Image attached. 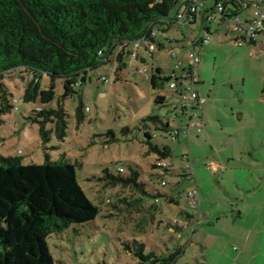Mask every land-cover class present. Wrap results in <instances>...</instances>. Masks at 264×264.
Listing matches in <instances>:
<instances>
[{"label":"rangeland","instance_id":"374dc122","mask_svg":"<svg viewBox=\"0 0 264 264\" xmlns=\"http://www.w3.org/2000/svg\"><path fill=\"white\" fill-rule=\"evenodd\" d=\"M177 8L171 14H175ZM200 29L201 18L192 34L199 33ZM183 30L184 33L172 27L162 33L159 40L170 35L182 40L183 34L190 32L188 27ZM211 37L210 43L200 50L201 61L196 69L202 83L198 89L207 98L202 110L206 126L202 132L190 128L189 147L183 136L178 141L171 140L159 124L150 119L159 116L165 122L174 113L177 97L167 85L154 89L147 75L161 67L163 77H167L180 61L185 63L187 52L179 47L166 44L160 49L156 45L152 52L142 45L138 51L140 57L133 62L129 53L133 47H126L120 61L118 55L122 46L117 45L109 53L107 62L90 70L86 82L64 100L68 128L63 139L54 130V123H49L47 128H53L51 137L44 141L40 123L31 118L36 110L58 106L64 94L63 79L52 81L49 74H43L41 88L47 90L54 82L56 92L51 103L43 104L40 100L23 99L26 83L34 77L28 68L18 66L3 73L0 81L12 93L10 100L14 108L0 116V156H20L23 163L28 164L43 163L46 154L52 160L67 154L77 164L81 186L101 209L95 219L73 223L64 232L48 238L56 264H161L160 259L169 257L177 249L184 252L173 264H227L225 259L219 261L223 245L218 244L215 250L207 245V249L202 247L201 237L204 235L209 243L210 236L201 229L210 222H217L216 206L226 210L223 223L233 225L234 220H239V211L244 202L247 204V198L251 199L247 212L262 203L257 191L264 185L255 186L252 173L239 171V168L250 167L247 162L251 154L260 155L258 146L264 138V44L239 45L222 27ZM260 39L264 43V36ZM103 76L108 77L107 82L103 81ZM157 95L166 96L165 104L155 101ZM80 103L84 111L81 122L77 116ZM181 118L178 117V123L184 120ZM146 131L156 135L151 140L153 144L169 145L172 155L159 158L150 151ZM212 152L221 156L225 167L206 182V195L198 187L200 210L210 214L211 219L204 216L191 220L186 212L192 208L182 198L194 183L188 180L184 156L190 155L196 167L195 156L200 155L205 160ZM160 160L175 165L176 171L167 172L159 167ZM120 168L124 169L121 173ZM107 170L122 177L136 171L139 185L112 184ZM178 172L184 176L179 184L182 176H178ZM196 174L200 183V175ZM190 176L195 178V175ZM163 180L167 181L166 185H162ZM169 196H175L179 203L170 202ZM112 199L114 205L109 203ZM242 219L249 218L243 216ZM135 241L158 257L152 262L141 261L134 253ZM253 264H264V258Z\"/></svg>","mask_w":264,"mask_h":264},{"label":"trees","instance_id":"16d2710c","mask_svg":"<svg viewBox=\"0 0 264 264\" xmlns=\"http://www.w3.org/2000/svg\"><path fill=\"white\" fill-rule=\"evenodd\" d=\"M178 3L179 0H0V80L5 71L24 66L34 76L26 83L24 101L40 100L48 104L56 98L55 84L42 89L40 78L44 73L52 81L62 78L64 94L58 106L36 110L31 118L40 123L44 141L51 137L53 128H47L49 123H54V130L63 139L68 128L64 100L86 82L90 70L107 62L109 53L117 45L122 46L120 61L126 47H133L129 51L132 56L138 41H141L140 47L147 48L141 39L153 25L170 16ZM164 41V44L157 41L160 49L166 44L172 47L181 44L178 40L164 38ZM162 74L161 67L152 71L148 78L152 87L167 85L176 96L169 88L170 76ZM6 88L0 81V116L14 108L10 100L12 93ZM155 101L165 104L166 96L157 95ZM77 111L81 122L84 119L82 103ZM150 119L163 132L167 130L166 121L159 116ZM145 137L150 151L159 158L172 155L169 145L151 142L155 138L153 134L146 131ZM107 172L112 184L139 185L136 171L128 177ZM174 197H168L170 202L179 203ZM109 203L114 205V200ZM100 211L81 186L77 164L67 154L57 160L46 154L43 163L28 164L20 156H0V264H56L48 238L64 232L73 223L95 219ZM186 215L193 220L190 212ZM181 252L177 249L169 257L160 259L161 264H173ZM134 253L143 262H152L158 257L153 251L146 252L145 245L137 241Z\"/></svg>","mask_w":264,"mask_h":264},{"label":"built area","instance_id":"2783aa9c","mask_svg":"<svg viewBox=\"0 0 264 264\" xmlns=\"http://www.w3.org/2000/svg\"><path fill=\"white\" fill-rule=\"evenodd\" d=\"M178 6L175 14L162 19L159 24L153 25L141 40L149 50L154 52L156 45L160 46L157 43L158 37L165 31H169L172 27L180 28L182 33H184L183 28L185 27L190 30L189 34H183L182 40H178L173 35L165 37L167 41H180L181 44L174 47H179L187 52V56L184 58L185 63L180 61L170 75L169 88L174 91L178 101L173 108L174 113L166 120L168 127L165 133L173 141H178L180 136L189 141L190 128L201 132L206 125L201 111L207 99L200 94L198 89L201 81L196 71L201 61V48L210 43L211 34L220 27L224 29L226 35L234 36L239 45L256 43L263 46L260 38L264 36V0H179ZM199 15L203 16L200 32L192 34L195 31ZM205 27L206 31L202 32ZM140 42L136 43V50L132 53L133 62L137 59L136 53L140 48ZM174 56L178 57L176 53ZM149 76L150 74L147 75L148 78ZM102 79L105 82L108 81L106 76H103ZM178 117H182L184 120L178 123ZM153 136L156 137L155 134ZM184 157L187 160L185 169L195 175L190 155L186 154ZM158 166L168 171L176 170L175 165H170L165 160H160ZM120 170L123 169L120 168ZM162 184H167V181L163 180ZM182 199L188 201L192 208L190 213L195 221L208 216L200 210L197 184L189 188ZM235 250H238V247H235ZM233 264H236V261Z\"/></svg>","mask_w":264,"mask_h":264},{"label":"crops","instance_id":"0c3cea01","mask_svg":"<svg viewBox=\"0 0 264 264\" xmlns=\"http://www.w3.org/2000/svg\"><path fill=\"white\" fill-rule=\"evenodd\" d=\"M199 18H201V23H202L203 16L199 15ZM199 18L197 19V23L199 22ZM220 28L217 31H219ZM206 29L207 28L205 27L204 30H202V32H205ZM200 84L202 83L200 82ZM202 116L204 119V113H202ZM197 137H199V133H197ZM262 139H263L262 142L258 146V151H260L259 152L260 155L255 156L251 154L250 156L251 160L247 162L251 164L250 167L245 168L243 166L242 168H239L240 169L239 171L252 173V178L255 181L254 182L255 186H260L261 184L264 185V138ZM186 143L189 147L190 140L187 141ZM222 160L223 159L221 158V156L216 154V152L215 153L212 152V154H209L208 158L205 160H202V156L200 155L195 156V161H196V167H194L195 178L190 176L192 174L188 172L189 174L188 180L190 182H193L194 183L193 185L197 184V191H198V187L200 186L202 193L206 195L204 192L206 182L210 181V179H214L216 172H219L218 169H223L225 167L223 166L224 164H222L221 162ZM213 168H215L214 172H213ZM196 173L200 175V183L197 180ZM177 174L178 176H182V179H180L177 183L179 184L184 181L183 178L184 176L179 172ZM239 188L245 190L246 186H240ZM257 192L258 194L261 195L262 203H260L259 206L256 207L255 209L247 212V209L250 208L248 207L249 205L247 204H251L250 197L247 198V204H245L244 202V204L242 205V209L239 211L240 213L239 220L238 219L234 220L233 225L232 224L230 225L228 223L227 224L223 223L224 222L223 218L224 216L226 217L225 215L226 210L225 211L223 209L221 210L220 208H218V206H216L215 217H218L217 222L216 223L210 222L207 224L208 227L205 226L204 229H201L202 230L201 232L207 231V234L210 236L209 243L206 242L207 240L204 235L201 237L203 248L207 249V246H209L211 250H215L218 244L223 245L222 250H220L219 253V261H221V259H225L227 264H233L234 261H236V264H253L255 260H259V259L262 260L264 258V186L261 189H258ZM200 207H201V200H200ZM243 216H246V218L249 219L246 221V219H242ZM206 218L210 220L211 215L209 214L208 217ZM232 243L233 246L230 247ZM234 246H237L238 250H235ZM206 261L210 263V261L207 260V258Z\"/></svg>","mask_w":264,"mask_h":264}]
</instances>
